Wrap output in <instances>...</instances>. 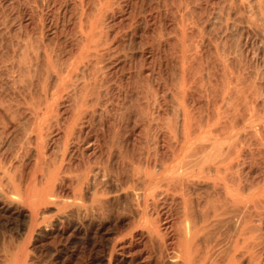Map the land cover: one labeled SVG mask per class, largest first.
Instances as JSON below:
<instances>
[{
    "label": "rangeland",
    "instance_id": "rangeland-1",
    "mask_svg": "<svg viewBox=\"0 0 264 264\" xmlns=\"http://www.w3.org/2000/svg\"><path fill=\"white\" fill-rule=\"evenodd\" d=\"M88 25L97 29L98 64L90 57L52 106L43 137L49 165L60 162L62 129L98 74L90 109L75 125L50 197L31 205L45 179L32 173L29 131L54 82L44 54L64 70ZM185 127H255L240 138L235 171L253 186L264 181V0H0V264H176L178 200L153 210L162 242H152L135 224L125 185L137 161L169 160ZM95 170L105 171L97 181ZM202 186L193 192L209 188ZM262 200L250 222L261 257Z\"/></svg>",
    "mask_w": 264,
    "mask_h": 264
},
{
    "label": "bare ground",
    "instance_id": "bare-ground-1",
    "mask_svg": "<svg viewBox=\"0 0 264 264\" xmlns=\"http://www.w3.org/2000/svg\"><path fill=\"white\" fill-rule=\"evenodd\" d=\"M89 26L90 25L87 27ZM90 27L87 30L78 28L80 30L78 34L82 36L81 47H79V51L77 50V54L74 57L72 56V60L66 64L64 70L53 65V61L51 63V58L48 59L49 54H44L46 57V64L51 72L49 77H53L54 82H51L52 84L48 86V88L46 87L43 104H38L39 106L35 107L36 110L34 109L35 111L33 112L34 123L29 131V136L32 138V143H29H31L30 146L32 145L31 149H33L34 152V168H32L34 171L32 170V173L34 172L36 176L37 174L38 176L41 175L40 178L45 179V183L42 181L44 186H40L43 187L40 193L38 192L39 187L34 185L33 182L32 188L36 186L39 195L34 199L33 197L35 196L32 192L35 191V194L37 188L35 190H33L34 188H31L32 190L30 189V193L33 195L31 200L34 199L31 201V205L33 202L35 205L42 199L44 201L46 198L50 197L51 184L56 178L59 170L63 168L62 165L65 153L70 143H72L71 140H73L74 134H76L74 133L76 128L75 125L79 123L78 121L82 119L90 109L87 96L88 94L92 95V84L97 82L98 74L93 75L92 78L90 77V79L87 80V82H89L87 88H85V94L83 93L84 95L82 98L80 97V99L78 98L75 100L73 105L75 108L73 111L71 110L72 113L70 112L72 114H70L72 119L67 126L64 125V127L66 126L65 130L62 129L64 134L61 135H64V137L62 136L64 139L62 138L63 145H61V151L63 153L61 152L62 155L60 154V162L56 164L52 162L51 165H49L48 163L53 161L54 158H50L52 159L51 161L48 160L49 158L45 152V141L43 137L48 126L47 123L52 116V106L56 99L61 97L67 89L71 79L81 72V68L83 69L89 65L87 63H89L88 59L90 57L95 56V63L98 64V40L94 35L95 28L92 30ZM95 32H97V29ZM84 77L85 76H83V78ZM254 128L255 127H239L237 129L230 127L229 129L223 128L221 131H218L215 128L207 127L206 129L194 131L192 128L185 127L182 131V140L178 142L177 149L173 152L169 160L165 161L166 158H164V160H160L159 162L158 160L154 161L152 165L148 164L144 166L138 164V161L135 166L133 165L134 163H132L133 161L131 162L133 166H130V181L125 185V189L132 193L133 196H131L134 197L133 208H135L137 213L135 224L138 228L140 227L146 232L145 234L148 235L152 242H162V236L155 227L157 220L155 221L152 217L153 210L157 209L155 207L158 205V202L161 203L160 200L165 201V198L170 196L171 200H178L180 212L178 216L176 215L178 219H174L176 221L171 225L170 242L171 256L173 257L171 259H174L176 264H264L262 260L264 259L262 258L264 255H262V257L259 256L261 253L259 255L257 254L258 256L255 255L257 250L254 251L253 246L255 245L253 244V236L250 229L252 226L250 222L253 221L252 218L255 217L252 216L251 210L255 208L259 199H264V181L260 186L259 184L253 186L249 180L246 181V177L244 178L245 180L242 181L243 178L241 179L239 175L241 173H237L240 172L239 170L237 172L235 171L236 164L240 157L239 152L242 151L241 148V151L238 150L241 144L240 138L242 135H245L247 131H252L251 134H257L258 131ZM123 159L125 160V158ZM145 159L148 161L147 158ZM155 159L158 158L155 157ZM96 170L95 172L91 171L92 177L90 176L94 181L98 179L99 174L105 172L100 173ZM89 175H83L84 179L85 176L87 178ZM88 181L89 177L85 182ZM201 185H208V190L205 189V191L203 190L198 193L197 191L193 192L198 186L201 187ZM203 186L200 189H204ZM28 199H30V197H28ZM262 201L264 202V200ZM164 246H162V249ZM262 254H264V252ZM124 259L120 261L121 264L126 263ZM174 260L172 262H175Z\"/></svg>",
    "mask_w": 264,
    "mask_h": 264
}]
</instances>
